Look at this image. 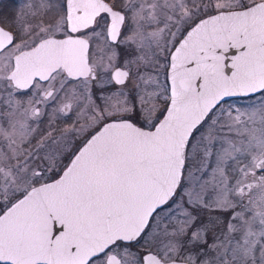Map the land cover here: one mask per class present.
Segmentation results:
<instances>
[{
    "label": "snow or ice",
    "instance_id": "6c2138e0",
    "mask_svg": "<svg viewBox=\"0 0 264 264\" xmlns=\"http://www.w3.org/2000/svg\"><path fill=\"white\" fill-rule=\"evenodd\" d=\"M0 264H264V0L0 15Z\"/></svg>",
    "mask_w": 264,
    "mask_h": 264
},
{
    "label": "flooded vegetation",
    "instance_id": "af4514ba",
    "mask_svg": "<svg viewBox=\"0 0 264 264\" xmlns=\"http://www.w3.org/2000/svg\"><path fill=\"white\" fill-rule=\"evenodd\" d=\"M18 4V0H0V15L11 16Z\"/></svg>",
    "mask_w": 264,
    "mask_h": 264
}]
</instances>
